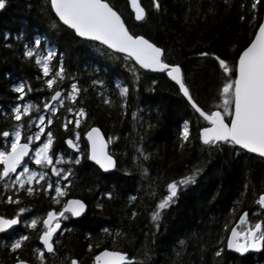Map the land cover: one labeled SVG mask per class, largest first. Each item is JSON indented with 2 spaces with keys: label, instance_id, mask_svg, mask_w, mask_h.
Returning a JSON list of instances; mask_svg holds the SVG:
<instances>
[{
  "label": "trees",
  "instance_id": "1",
  "mask_svg": "<svg viewBox=\"0 0 264 264\" xmlns=\"http://www.w3.org/2000/svg\"><path fill=\"white\" fill-rule=\"evenodd\" d=\"M159 2L160 8L156 9L152 7V0H141L146 18L137 21L127 0H110L130 32L142 34L161 46L166 62L182 67L193 99L205 111H212L213 104L220 102L224 77L211 55L201 57L197 53H215L227 59L231 67L254 37L263 16L264 0L251 11V0ZM241 15H245L244 20L240 19ZM35 39L41 40L36 47L42 54L55 51L53 65L63 63L66 77L60 84L64 89L62 96L73 81L81 89L77 102L65 100L53 117V124L45 131L53 132L56 152L73 158L84 153L81 163L74 166L73 184L65 199L81 198L87 208L82 216L64 220L69 231L56 237L60 243L55 246L54 256L46 253L47 264H60L65 256L75 257L82 264H92L95 253L104 248L135 256L136 264H264V249L245 254L227 249L229 230L224 227L227 223L230 229L244 210L248 211L250 220L260 218L253 213L258 208L254 201L264 192V157L225 143L203 144L199 129L207 122L194 111L165 72L142 69L124 54L77 37L55 16L49 0H7L6 7L0 9V131H11L15 123L10 115L11 107L21 102L16 99L19 94L13 90L15 84L26 81L32 91H26L23 100L41 106L52 94L43 84L47 77L37 79L42 77V72L34 57L23 55L25 46L33 47ZM134 76L139 78L134 81ZM118 85L129 88L126 97L120 95ZM105 99L112 103H104ZM68 106L83 107L87 114L75 129L80 132L79 152L65 143L74 135L73 124H69L68 130L61 126L64 117L71 116L66 112ZM186 120L190 138L181 148L180 133ZM92 126H99L107 138L115 137L109 143L110 153L116 159L113 171L103 172L87 158L84 134ZM138 148L149 155L147 160L139 155ZM141 165L148 169L147 173ZM29 167L40 170L34 163ZM194 169H200L194 182L179 190L176 202L163 212L158 227L154 226L151 212L158 199L167 194L166 184L179 181ZM106 192L112 193L110 199L102 195ZM10 194L0 184V197L6 200ZM19 194L22 198L19 206H31L28 213L22 214L24 219L60 207L43 192L33 197ZM131 196L137 199L130 202ZM97 203L103 207L98 209ZM16 208L17 205L0 202V214L12 215ZM133 211L137 213L135 217L131 215ZM104 228L110 234L102 232ZM14 230L30 236L20 254L35 262L33 249L42 247L38 240L39 226L36 230L26 229L21 223ZM118 232L123 235L113 241ZM222 237L225 240L218 243ZM0 239L7 242L9 236L2 234ZM89 243L94 245L92 251L88 250ZM220 247L225 250L221 257H216ZM146 248L147 256L144 255ZM10 256L0 246V260L12 264Z\"/></svg>",
  "mask_w": 264,
  "mask_h": 264
},
{
  "label": "snow or ice",
  "instance_id": "2",
  "mask_svg": "<svg viewBox=\"0 0 264 264\" xmlns=\"http://www.w3.org/2000/svg\"><path fill=\"white\" fill-rule=\"evenodd\" d=\"M51 9L55 15L65 25H68L80 37L92 38L107 45L109 48L127 54V59L134 60L144 69L160 70L166 72L173 81L179 85V91L187 98L191 107L199 114L209 126L199 129V139L205 145H218L225 143L228 145L238 146L239 149L248 150L264 157V18L258 24L251 42L239 53L238 62L229 66V61L223 59L215 53L198 52L197 55L206 57L211 55L218 63L219 69L223 74V83L220 89V104L215 106L216 110L204 111L193 99L189 87L186 85L181 67L176 63H167L164 56V49L157 46L144 35H136L129 31L122 19L121 14L116 10L110 0H49ZM261 0H251L250 11L257 9ZM7 0H0V9L6 7ZM131 7L135 12V20L141 21L146 18V11L141 6L139 0H130ZM152 7L159 9V0H152ZM244 4H241V8ZM241 20L245 15L240 16ZM256 19L253 15L252 20ZM8 34L5 33V36ZM41 44L40 39H35L34 46H25L23 55L27 58L34 57L35 64L42 72V77L37 79L43 80L44 86L52 90L50 97L45 102L36 104L31 100H23L27 92H31V87L26 81H20L14 85L13 90L18 93L16 103L11 107L10 115L14 124L11 125V131H0V184L5 192H11L7 195L6 200L0 197V202L17 205L15 213L12 215L0 214V234L9 236L7 242L0 239V246L6 248L11 254L12 264H47L46 253L56 254V245L59 240L54 239L57 231L61 230V223L67 220L69 216L79 217L86 212V205L80 199L67 198L69 186L73 184L75 176L74 166L81 163L84 153L78 155L65 156L56 152L53 148L55 139L51 130L45 131L49 125L53 124V117L56 115L58 108L65 104V100L77 102V96L81 89L74 81L70 89L62 96L64 89L60 84L65 80L66 70L63 63L53 65L51 61L56 56L55 51L48 50L47 54H42L36 46ZM135 71V69H130ZM134 76V81L138 79ZM102 84V81H94ZM152 83H156L153 81ZM55 85V87H54ZM119 92L122 97H126L129 88L119 86ZM104 103L110 104V99H105ZM123 107H126V102ZM66 112L71 116L64 117V123L61 125L68 130L69 124H73V136L66 139L65 143L79 152L80 132L78 129L82 120L86 118V111L83 107L76 108L68 106ZM136 115L135 112L132 113ZM24 118H27L26 121ZM35 128V131L32 129ZM88 142L87 158L95 161L101 169H112L116 167L113 155L109 154L108 144L115 137L109 136L107 140L101 135L100 129L91 127L85 134ZM43 136V140L41 137ZM22 138L24 142L22 141ZM180 147H184L185 142H189L190 129L189 122L186 120L180 133ZM41 141L38 146L33 142ZM30 145L32 150L30 151ZM139 155L144 160L149 155L138 148ZM55 158V161H54ZM30 163L38 166L37 168L29 167ZM63 165V166H59ZM19 166V170H18ZM143 172L147 173L148 169L143 167ZM200 169H194L192 173L183 176L177 180H172L166 184L167 194L158 199L151 212V219L154 226L158 227L157 222L161 219L164 211L169 205L176 202L179 190L194 182L195 176ZM13 174H15L13 178ZM53 177H55L53 179ZM43 181V183H41ZM20 192L27 197H33L43 192L49 195L54 205L43 215L30 216L24 219L22 214L28 213L29 206H19L22 203ZM103 196L112 197L111 192L102 194ZM136 196L129 197V201H135ZM257 205L256 213L260 218L254 221L249 219V213L244 210L239 219L230 229L226 223L224 225L229 234L226 237V248L234 250L237 253L245 254L249 250L258 251L264 249V192L254 201ZM96 207L102 208L101 203ZM235 212V209H233ZM132 217L137 213L133 211ZM23 224L26 229L36 230L39 226L38 240L42 247L33 249L35 262H30L22 258L21 251L26 242L30 240L27 233H16L13 226ZM62 229L59 233L63 235ZM102 232L110 234L109 229L104 228ZM91 234H89L90 236ZM123 235L118 232L113 236L115 241ZM225 240L221 238L222 243ZM183 244V241L180 242ZM94 245L88 244V250L92 251ZM99 247V245H95ZM225 247L216 250L215 256L221 257ZM149 250L146 248L144 255H148ZM137 257H129L124 251L109 250L104 248L95 253L92 258V264H136ZM0 264H5L0 260ZM60 264H81V261L75 257L65 256Z\"/></svg>",
  "mask_w": 264,
  "mask_h": 264
},
{
  "label": "water",
  "instance_id": "3",
  "mask_svg": "<svg viewBox=\"0 0 264 264\" xmlns=\"http://www.w3.org/2000/svg\"><path fill=\"white\" fill-rule=\"evenodd\" d=\"M128 1V5H129V8H130V10L133 12V15H134V18H135V12H134V9L131 7V4H130V0H127ZM139 2H140V4H141V6L142 7H144L143 5H142V3H141V0H139ZM145 9V8H144ZM146 11V10H145ZM54 12V11H53ZM55 14V13H54ZM56 16V15H55ZM57 17V16H56ZM58 18V17H57ZM262 18H264V12H263V16H262ZM59 19V18H58ZM123 19V18H122ZM60 21V20H59ZM62 24H64L62 21H60ZM65 25V24H64ZM66 27H68L69 29H71L68 25H65ZM127 26V25H126ZM71 30H73V29H71ZM74 31V30H73ZM130 31V30H129ZM74 33H75V31H74ZM75 35L77 36V37H79V38H81V39H84V40H90V41H94V42H97V43H100V44H102L100 41H96V40H94V39H92V38H88V37H80V36H78L76 33H75ZM139 35H142V34H139ZM145 38H147V37H145ZM254 38V37H253ZM148 39V38H147ZM153 42V41H152ZM251 42V41H250ZM154 43V42H153ZM102 45H104V44H102ZM105 47H107L108 49H110L111 51H113V52H116V53H121V54H124V55H126L127 56V54L126 53H123V52H119V51H117V50H114V49H111V48H109L107 45H104ZM157 46H159V45H157ZM159 47H161V46H159ZM247 47V46H246ZM243 51V50H242ZM241 51V52H242ZM238 58H239V56H238ZM238 58H237V62H238ZM134 61V60H133ZM135 62V61H134ZM136 63V62H135ZM168 63V62H167ZM137 64V63H136ZM139 67H140V65L139 64H137ZM181 67V66H180ZM140 68H142V67H140ZM142 69H144V68H142ZM145 70H149V71H152V72H156V73H161V72H163V71H160V70H152V69H145ZM181 72H182V76H183V70H182V67H181ZM165 74H166V76L173 82V83H175L177 86H178V88H179V85L175 82V81H173L172 79H171V77H169L168 75H167V73L165 72ZM184 79V78H183ZM181 93V92H180ZM182 94V96H183V93H181ZM184 97V96H183ZM186 100H187V98L186 97H184ZM188 102V101H187ZM191 106V105H190ZM204 110V109H203ZM214 110H216V109H214ZM195 111V110H194ZM205 111V110H204ZM207 112V111H206ZM207 126H209V125H206V126H204V127H207ZM92 127H97V128H99L100 129V132H101V135L104 137V139L105 140H107L108 138L105 136V134L103 133V131H102V129L99 127V126H92ZM91 128V127H90ZM89 128V129H90ZM88 129V130H89ZM87 130V131H88ZM86 131V132H87ZM85 139H86V141H87V137L85 136ZM21 142H24V141H21ZM203 143V142H202ZM87 144H88V142H87ZM88 147H89V145H88ZM32 150V146L30 145V151ZM73 151H75V152H77L76 150H74V149H72ZM108 151H109V154L110 155H112L111 153H110V150H109V144H108ZM246 151H248V150H246ZM249 152V151H248ZM251 153V152H250ZM252 154H255V155H258V154H256V153H252ZM259 156V155H258ZM113 158H114V160H115V162H116V159H115V157L113 156ZM91 162L92 163H94L95 165H97L96 163H95V161H92L91 160ZM98 167H99V165H97ZM100 168V167H99ZM116 168V167H115ZM115 168H112V169H108V170H105V169H101L103 172H110V171H113ZM71 198H75V199H80V200H82L84 203H85V205H86V208H87V204H86V202L83 200V199H81V198H78V197H71ZM84 213H82L81 214V216L83 215ZM80 217V216H79ZM74 218H77V217H74ZM19 225V224H18ZM17 225H15V226H13V228L14 227H16ZM61 228H62V223H61ZM59 231V230H58ZM57 231V232H58ZM229 234V233H228ZM109 249V248H108ZM103 250V249H102ZM109 250H115V249H109ZM117 251H119V250H117ZM232 251H234V250H232ZM249 251H253V250H249ZM259 251H261V249L260 250H258V251H253V252H259ZM127 254V253H126ZM52 264H58V263H52ZM82 264V263H81Z\"/></svg>",
  "mask_w": 264,
  "mask_h": 264
},
{
  "label": "flooded vegetation",
  "instance_id": "4",
  "mask_svg": "<svg viewBox=\"0 0 264 264\" xmlns=\"http://www.w3.org/2000/svg\"><path fill=\"white\" fill-rule=\"evenodd\" d=\"M66 228V224H65V221H62V228H61V230L62 229H65ZM61 230H59L58 232H57V235H55V237H54V239H56V237H58L60 234V232H61ZM2 234H0V236H1ZM41 243V242H40ZM42 245V244H41Z\"/></svg>",
  "mask_w": 264,
  "mask_h": 264
},
{
  "label": "rangeland",
  "instance_id": "5",
  "mask_svg": "<svg viewBox=\"0 0 264 264\" xmlns=\"http://www.w3.org/2000/svg\"><path fill=\"white\" fill-rule=\"evenodd\" d=\"M219 104H220V102L213 104L214 108H215V106H217V105H219ZM213 106H212V107H213ZM214 108H213V109H214ZM41 140H43V138H41ZM36 142H37L36 146H38L39 143H40L41 141H36ZM79 144H80V141H79ZM18 170H19V167H18ZM14 176H15V174L13 175V178H14Z\"/></svg>",
  "mask_w": 264,
  "mask_h": 264
}]
</instances>
